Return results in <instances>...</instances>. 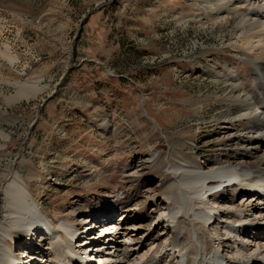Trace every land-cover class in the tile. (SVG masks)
Segmentation results:
<instances>
[{
	"label": "rangeland",
	"instance_id": "obj_1",
	"mask_svg": "<svg viewBox=\"0 0 264 264\" xmlns=\"http://www.w3.org/2000/svg\"><path fill=\"white\" fill-rule=\"evenodd\" d=\"M204 1L0 0V133L9 136L0 137V226L6 220L4 187L19 176L56 224L64 221L80 232L91 213L110 211L117 197L132 198L130 205L139 208L133 232L141 237L152 227L161 234L163 202L145 203L162 195L161 158L204 171L239 157L237 133L227 129L237 95L228 79L255 87L256 59L228 43L248 8L228 22L202 25ZM5 45L19 56L16 67L1 57ZM27 82L47 91L8 104L13 83ZM123 211L113 222L123 221ZM257 222L264 226L263 219ZM183 223V250L192 264H198L199 249L212 256L233 245L215 240L201 224ZM196 234L199 243L191 248ZM35 236L15 241L34 252L50 249L48 237ZM0 258V264H15Z\"/></svg>",
	"mask_w": 264,
	"mask_h": 264
},
{
	"label": "bare ground",
	"instance_id": "obj_2",
	"mask_svg": "<svg viewBox=\"0 0 264 264\" xmlns=\"http://www.w3.org/2000/svg\"><path fill=\"white\" fill-rule=\"evenodd\" d=\"M203 4L201 16L204 15L205 18L199 20L202 25L210 21L216 24L228 22L231 15L241 7L248 8V13L240 17L228 43L232 50L256 59L252 73L255 87L248 80L249 85L245 86L238 83L239 80L228 79L235 81L237 95L232 98L235 109L226 116V120H229L227 129L237 133L239 157L203 171L178 158L171 161L169 155L164 156L161 158L165 176L161 184L162 195L145 201L147 204H151V201L163 202V210L160 209L157 213V218L163 225V233L150 227L138 237L135 233L137 231L133 232L137 225L138 206L130 205L132 198L122 202L117 197L110 211H97L96 215L91 213L89 219L99 221L101 213H112L116 207L125 205L121 218L131 226L118 220L112 222L110 219L108 223L101 221L102 227L94 230L100 236L98 242L92 241L91 244H88L89 241L82 244L75 242L76 233H79L77 226L68 225L64 221L59 224L50 221L43 209L31 199L32 193L24 180L14 176L4 187L6 220L0 226V257L13 259L9 239L15 240L22 235L30 238L31 235L39 234L48 237L51 247H40L30 254L31 264H78L81 256H89L90 260L95 258L102 264H192L193 261L188 256L189 250H183V241L186 242V224L183 222L187 218L192 224L207 227L214 233L215 240L222 239V243L226 244L227 238L233 244L223 245L224 250L217 251L212 256H203L199 249L198 264H264V226L257 222L259 219L264 220V206L260 199L250 196L255 188L264 183V0H205ZM201 16L196 14L192 17ZM3 49V60L9 62L11 67H16L19 56L8 45ZM13 85L16 92L5 97L8 104L34 100L47 91V87L40 86L38 82ZM235 117H238L237 122H231ZM0 137L9 139L4 133H0ZM3 145L0 143L1 149ZM156 158L157 153L153 155V159ZM130 171L135 172L136 168H131ZM214 175L221 180L220 183L214 182ZM223 186L227 187V191H224L225 187L223 192L214 191ZM229 191L235 194H228ZM225 192L228 196H224ZM21 218L24 223H20ZM29 220L31 223L26 224ZM19 224L24 228L19 227ZM250 224L258 226L247 227ZM15 233L22 235L14 236ZM194 239L191 248L200 240L197 234ZM26 240L32 242L30 239ZM71 244L74 245L73 248ZM77 250H80L79 254L76 253ZM163 256L167 258L164 260ZM36 257L40 263L36 261ZM21 259L14 258L18 263Z\"/></svg>",
	"mask_w": 264,
	"mask_h": 264
}]
</instances>
